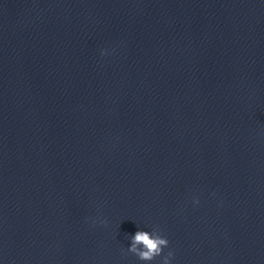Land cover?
Returning a JSON list of instances; mask_svg holds the SVG:
<instances>
[{
  "label": "water",
  "instance_id": "95a60500",
  "mask_svg": "<svg viewBox=\"0 0 264 264\" xmlns=\"http://www.w3.org/2000/svg\"><path fill=\"white\" fill-rule=\"evenodd\" d=\"M169 251L264 264V0H0V264Z\"/></svg>",
  "mask_w": 264,
  "mask_h": 264
},
{
  "label": "clouds",
  "instance_id": "9594fccd",
  "mask_svg": "<svg viewBox=\"0 0 264 264\" xmlns=\"http://www.w3.org/2000/svg\"><path fill=\"white\" fill-rule=\"evenodd\" d=\"M130 240L131 244L127 252L134 254L141 261L155 260L156 257L162 255L164 248L169 245L168 238L161 235L160 231L155 228L151 232L138 230L134 236H130ZM173 255L172 251L164 255L162 264H170Z\"/></svg>",
  "mask_w": 264,
  "mask_h": 264
}]
</instances>
